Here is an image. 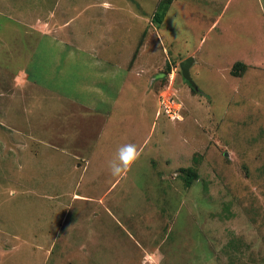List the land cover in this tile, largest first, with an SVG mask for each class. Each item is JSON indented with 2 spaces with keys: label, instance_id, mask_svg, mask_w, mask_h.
Listing matches in <instances>:
<instances>
[{
  "label": "rangeland",
  "instance_id": "1",
  "mask_svg": "<svg viewBox=\"0 0 264 264\" xmlns=\"http://www.w3.org/2000/svg\"><path fill=\"white\" fill-rule=\"evenodd\" d=\"M130 1L148 25L137 34L133 23L116 46L131 48L128 68L148 62L136 84L148 100L123 102L126 75L118 70L107 143L128 133L125 144L141 152L119 177L88 166L98 130L92 107L66 110L58 98L49 104L45 88L33 97L31 78L58 82L55 57L16 71L30 48L37 62L77 41L39 38L18 22L22 8H0V264H154L160 253V264H264V69L232 66L257 41L233 38L235 1L221 18L224 0H172L159 26L152 17L162 0ZM246 1L256 4L246 5L250 20L264 15V0ZM65 2L48 0L43 11L70 19L94 1ZM259 36L264 65V31ZM189 58L188 81L180 65ZM57 87L63 96L72 90ZM162 96L181 104L180 120L157 116Z\"/></svg>",
  "mask_w": 264,
  "mask_h": 264
},
{
  "label": "crops",
  "instance_id": "2",
  "mask_svg": "<svg viewBox=\"0 0 264 264\" xmlns=\"http://www.w3.org/2000/svg\"><path fill=\"white\" fill-rule=\"evenodd\" d=\"M12 1L13 3H8L10 2L9 0L1 1L0 8H22L23 11L18 12L22 19L18 22L23 24L30 34L33 33L40 36L39 38H47L53 41L57 39L59 43L64 45L67 43L72 46V41H77V45H73V48L45 51L43 56L47 57V59H40L37 60V62L33 61V57H37L38 51L30 48L27 52L28 54L22 60L20 58V67L17 68L16 71H27L29 73L31 67L42 66L41 61H49L48 56L55 57L53 59L55 64L52 72H55L58 82L49 85L47 83L41 84L31 78V88L34 89L33 97L38 100V90L40 88H45L47 89L45 91L46 99L50 97L52 98V101H50L49 104L52 102L57 103L58 100H61V103L64 102L62 104L66 103L64 105L66 110L72 111H75L80 107H92V109L96 111L94 117L96 119L95 129L98 128V130L95 131L96 142L98 141V137L102 139V136H104L105 139L101 142L103 145H100L101 143L97 145L95 144L96 142L94 143L93 151L87 158V163L88 166H92L96 170L94 173L95 175L97 173L111 174L108 166L109 162L115 158L117 149L121 145H124L126 142L125 140L129 137L127 133L124 137L121 136L122 138L120 137L119 139H116L117 143L119 141L118 144L107 143V141H110L111 139L110 132L113 131V119L117 113L118 94L116 93L115 96V89L118 70L123 71L126 75V81L122 85L123 90H121L122 92L119 94L121 100L123 102L125 100H134L132 98H136L137 95L143 96L145 102L148 100V91L141 88L139 89L136 86L138 80H140V77H138V75L140 76L141 74L140 72L148 70V62L139 64V60L141 62V59H137L135 63L128 68L125 60L126 57L129 56L131 48L127 46L126 50H119L116 46V39L117 35L122 33V31L125 30L128 32L132 30V28H134L133 23L139 26L137 34L144 31L148 25V18H144L145 16L142 14L134 13L132 10V2H129V0H93L94 2H91L83 9L76 10L78 14H76L75 18L70 19L64 18L63 16L58 18L57 12H44L43 8L51 7L52 5V3H48V0ZM70 1L71 3H69L68 0L65 2L68 8L74 3V0ZM234 1L237 2L236 5L233 4ZM250 4L253 7L256 6L252 1L224 0L222 3L221 18H224L223 16H225L230 7L234 5L235 7H233L238 11L236 14V17L238 18L236 23L238 25L234 27L233 38H236V40H238V38L245 39L253 35L250 40L255 39L257 41L252 44V47H249V51L244 54L239 53L240 55H236V58L239 60L234 62L232 66L240 63L245 66L246 71H253L260 68L263 70V62L256 57V54H260L261 50L259 48L262 47L263 41L259 39V34L264 31V15L257 12L258 15L250 20V7L246 6ZM39 6L40 8L38 9ZM258 6L260 7V3ZM31 9L34 10L31 11ZM59 12L62 15V11ZM260 12H262L261 8ZM79 18H83L81 19V24L75 25V22L78 21ZM221 18L214 20L208 30L213 32V30L216 29L214 26L217 22L221 21ZM122 19L126 24H124ZM82 21L88 26L86 32L84 31L85 26L82 25ZM87 34L93 35L89 36ZM124 39L125 42H127L126 33ZM52 52L54 53L52 54ZM250 52L254 53L255 56L251 58L249 55ZM131 60H129V62ZM35 73L37 74L39 72ZM29 77H31L30 74ZM58 83L61 85L62 89L72 90L66 93L65 96H63L61 94L62 92L59 90L53 91V89H58ZM39 85H43V87H39ZM33 97L30 100L31 104L35 103ZM53 98H55L54 100L58 98V100L53 101ZM72 115L74 116V114ZM46 119L48 118L46 117ZM98 123H101L100 127H97ZM91 130L92 129L88 128L83 131L88 134ZM65 131L66 129L54 133L49 129V133L46 131V134L58 136L63 135ZM34 133L38 134L36 129L34 130ZM30 135L33 134L30 133ZM88 141L90 142V140ZM124 175L125 173L121 176ZM116 183L117 180L111 187L115 186Z\"/></svg>",
  "mask_w": 264,
  "mask_h": 264
},
{
  "label": "clouds",
  "instance_id": "3",
  "mask_svg": "<svg viewBox=\"0 0 264 264\" xmlns=\"http://www.w3.org/2000/svg\"><path fill=\"white\" fill-rule=\"evenodd\" d=\"M141 152L135 144L127 143L117 149L115 158L109 162V169L113 177H119L131 169L132 165L139 159ZM163 254H157L154 264H160Z\"/></svg>",
  "mask_w": 264,
  "mask_h": 264
},
{
  "label": "built area",
  "instance_id": "4",
  "mask_svg": "<svg viewBox=\"0 0 264 264\" xmlns=\"http://www.w3.org/2000/svg\"><path fill=\"white\" fill-rule=\"evenodd\" d=\"M160 109L157 113L159 117L161 114L167 117L171 121L180 120V111H181V104L173 99V97L164 98L163 96L160 98Z\"/></svg>",
  "mask_w": 264,
  "mask_h": 264
},
{
  "label": "trees",
  "instance_id": "5",
  "mask_svg": "<svg viewBox=\"0 0 264 264\" xmlns=\"http://www.w3.org/2000/svg\"><path fill=\"white\" fill-rule=\"evenodd\" d=\"M172 0H162L159 5L157 6L156 12L154 13L152 20L155 24L160 25L163 22V19L166 15V12L168 10L169 5L171 4ZM240 67L242 69H245V66L243 64L237 63L234 65V69ZM233 69V75L236 76L237 74L235 70ZM238 75V74H237ZM189 184V183H188Z\"/></svg>",
  "mask_w": 264,
  "mask_h": 264
},
{
  "label": "water",
  "instance_id": "6",
  "mask_svg": "<svg viewBox=\"0 0 264 264\" xmlns=\"http://www.w3.org/2000/svg\"><path fill=\"white\" fill-rule=\"evenodd\" d=\"M191 63H192V59L189 58V59H186L185 61H183L180 65L182 75L188 81L190 80L189 68H190Z\"/></svg>",
  "mask_w": 264,
  "mask_h": 264
}]
</instances>
